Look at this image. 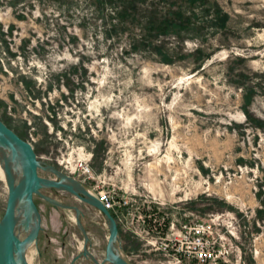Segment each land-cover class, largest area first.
Masks as SVG:
<instances>
[{"label":"rangeland","instance_id":"374dc122","mask_svg":"<svg viewBox=\"0 0 264 264\" xmlns=\"http://www.w3.org/2000/svg\"><path fill=\"white\" fill-rule=\"evenodd\" d=\"M132 3L130 23L117 24L126 0L100 8L95 0H0V119L32 143L41 165L91 193L124 196L130 216H146L138 229L155 224L149 235H135L117 223L131 263L202 264L175 262L150 242L160 243L158 222L212 220L229 254L209 264H264V0ZM216 6L227 15L224 27ZM172 17L194 26L179 29L182 39H152L145 22ZM41 192L78 208L89 250L101 261L102 214L68 192ZM34 202L41 230L27 261L71 264L84 245L76 212L38 195ZM74 264L94 263L80 257Z\"/></svg>","mask_w":264,"mask_h":264},{"label":"water","instance_id":"95a60500","mask_svg":"<svg viewBox=\"0 0 264 264\" xmlns=\"http://www.w3.org/2000/svg\"><path fill=\"white\" fill-rule=\"evenodd\" d=\"M6 149H13L17 158L13 165L5 170L7 182V199L3 217L0 221V264H29L25 257L27 247L35 244L41 230V215L34 202V196H41L55 207H63L76 212L79 224V210L75 206L63 205L57 199H51L41 191L44 187L72 194L83 203L96 208L108 225V235L104 257L99 261L89 250L88 237L84 234V245L81 252L72 259L71 264L80 258L90 259L94 264H133L118 252V225L103 204L85 187L65 174L41 165L31 142L21 138L0 119V163L2 164ZM53 170L58 178L42 177L38 169ZM67 180L73 181L71 185ZM22 234V236H20Z\"/></svg>","mask_w":264,"mask_h":264},{"label":"built area","instance_id":"2783aa9c","mask_svg":"<svg viewBox=\"0 0 264 264\" xmlns=\"http://www.w3.org/2000/svg\"><path fill=\"white\" fill-rule=\"evenodd\" d=\"M85 173H90L87 164L82 167ZM103 206L110 211L116 222L122 228L128 229L135 235L144 233L149 235V232L158 229L155 224L150 226V229H138L136 225H143L147 221L145 215L136 211V214L129 215L131 212L126 210L130 202L124 196L118 197L114 190H102L92 193ZM130 216V217H129ZM212 220H196L188 222L170 221L167 227L158 222L162 236L160 243L156 241L150 242L151 249H161L168 257H172L175 262L180 263L182 260L195 261L202 264H209L224 259L229 250L225 243H217V238L214 235ZM166 227V231H163ZM218 236V235H217ZM221 238V236H219Z\"/></svg>","mask_w":264,"mask_h":264},{"label":"trees","instance_id":"16d2710c","mask_svg":"<svg viewBox=\"0 0 264 264\" xmlns=\"http://www.w3.org/2000/svg\"><path fill=\"white\" fill-rule=\"evenodd\" d=\"M96 2L99 3V8L104 5V0H95ZM133 0H126V5H123L121 9L118 12V21L117 24H126L130 23L128 20V11L130 8H133L132 3ZM130 7V8H129ZM215 13H216V21L224 27L226 21H227V15L225 13H221L219 9H217V6L215 7ZM146 23V28L149 30L154 31V33L151 35L152 39L156 38L159 35H166L169 33L175 34V36L178 39H182L183 36L180 35L179 29L181 28H188V26H194V23L188 19H183L179 17H172V18H162L159 20H155L153 18L149 19ZM117 24H113L112 27H114ZM149 36H146L143 38L148 39ZM142 40V41H143ZM148 45L158 51V53H162V46L154 44L152 40L148 41ZM169 56L167 54H162V60L163 61H169L170 59L168 58Z\"/></svg>","mask_w":264,"mask_h":264},{"label":"bare ground","instance_id":"6f19581e","mask_svg":"<svg viewBox=\"0 0 264 264\" xmlns=\"http://www.w3.org/2000/svg\"><path fill=\"white\" fill-rule=\"evenodd\" d=\"M16 157H15V151L13 149H6L5 150V156L3 157V161H2V164L0 165V179H2L3 181L2 182H5V184L7 185V182H6V176H5V170H8L12 165L13 163L16 161ZM67 182L71 185H76L73 181L71 180H67ZM8 189V187H7ZM73 215V214H71ZM73 219V217H72ZM22 236V234L20 235ZM29 248V246L27 247V249ZM118 252L122 254V252L120 251V249H118ZM124 256V255H123ZM28 257V256H27ZM29 259V258H28ZM31 260V259H30ZM29 262V261H28ZM20 264V263H19ZM30 264V262H29Z\"/></svg>","mask_w":264,"mask_h":264},{"label":"crops","instance_id":"0c3cea01","mask_svg":"<svg viewBox=\"0 0 264 264\" xmlns=\"http://www.w3.org/2000/svg\"><path fill=\"white\" fill-rule=\"evenodd\" d=\"M86 261V260H85Z\"/></svg>","mask_w":264,"mask_h":264}]
</instances>
